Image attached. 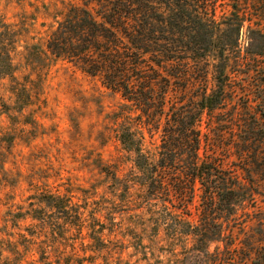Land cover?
Masks as SVG:
<instances>
[{"label": "trees", "instance_id": "obj_1", "mask_svg": "<svg viewBox=\"0 0 264 264\" xmlns=\"http://www.w3.org/2000/svg\"><path fill=\"white\" fill-rule=\"evenodd\" d=\"M216 2L74 0L54 18L43 44L31 34L33 18L22 13L11 23L0 13V82L7 83L12 98L11 106H1L12 127L10 132L18 130L13 125L18 118H22L21 124H35L29 116L30 121H25V110L40 97L44 71L53 62L66 61L97 78L120 99L107 119L118 143L120 164L124 159L131 165L130 174L122 178L114 175L112 181L101 185L102 190L117 188L103 191L102 206L132 196L141 205L140 213L148 218L154 237L161 229L166 236L181 240L180 248L189 247L195 254V264H219V249L209 253V244H223L229 218L238 208L257 197L264 200V84L252 86L256 69L243 73L247 78L244 87L252 96L249 93L244 104L238 105L236 89L230 84L229 44H224L229 31L235 33L237 43L241 28L249 22L247 10L258 9L264 14V0H228L229 10L222 18L216 16ZM259 31L264 41V30ZM258 58H264V51L254 53L251 59ZM248 59L244 56L240 66ZM261 76L264 80V72ZM222 115L230 122L218 119ZM203 116L208 118L205 136L199 129ZM155 136L159 144L151 150L147 144ZM227 138L226 145L222 142ZM204 139L221 146L226 156L230 152L235 158L233 168L223 167L214 154L202 156ZM96 169L101 175L109 173L100 160ZM196 191L199 210L192 225L183 216H187ZM72 193L67 203L62 195H38L39 206L31 210L29 218L40 232L60 225L79 235L85 232L93 240L91 222L105 210L91 213L95 196L85 194L79 200ZM143 246L139 254L151 264L142 240L132 248ZM227 246L224 243L225 250ZM246 246L245 260L232 258L228 264H264V246Z\"/></svg>", "mask_w": 264, "mask_h": 264}, {"label": "rangeland", "instance_id": "obj_2", "mask_svg": "<svg viewBox=\"0 0 264 264\" xmlns=\"http://www.w3.org/2000/svg\"><path fill=\"white\" fill-rule=\"evenodd\" d=\"M71 3L74 0H1L0 13L11 23L22 13L30 20L33 18L31 34L43 44L54 18ZM229 5L228 0H217L216 16H225ZM245 15L249 22L241 28L237 43H234L233 31L225 34L224 43L230 45L226 46L230 84L236 89L234 99L238 105L244 104L249 93L252 96L244 87L247 78L243 73L256 69L257 74L250 80L252 86L264 84L261 78L264 58L251 59L254 53L264 51V41L258 34H261L259 29L264 30V14L258 9H249ZM244 56L249 57L248 63L240 66ZM207 63V87L210 89L212 60ZM45 71L40 97L24 114L25 121H30L29 116L35 124H21L22 118H18L13 122L18 128L16 132H10L12 127L3 114L1 105L11 106L12 98L7 92V83L0 82V264H147L139 254L144 246L138 250L132 248L139 240L146 246V257L151 264H195V254L189 247L180 248L181 240L166 236L161 229L154 237L151 224H147L150 223L148 218L140 213L141 205L132 196L121 203L110 202L107 208L102 206L105 204L101 197L103 191L110 193L117 188L111 186L102 190L101 185L112 181L114 175L122 178L131 173L127 160L123 159L120 164L118 143L107 119L120 102L118 95L102 87L97 78L81 73L66 61H55ZM218 119L230 122L227 116ZM207 123V116H203L199 129L204 136ZM14 133V137L8 136ZM222 143L229 144V138ZM158 144L159 138L155 136L148 141L147 147L153 150ZM217 145L204 139L200 154H214L223 167H231L235 158L230 152L226 156L223 148ZM99 160L108 169L107 175L98 173ZM105 176L110 180L104 179ZM72 192L79 200L85 194L95 196L91 213L105 210L91 222V229L95 228L93 240L88 239L85 232L79 235L60 225L40 232L29 218L31 210L39 206L38 195H62L67 203ZM198 204L196 191L187 216H183L192 225L196 224ZM228 231H231L229 238ZM126 236L131 239L126 241ZM224 243H228L227 250ZM248 244L264 246V200L259 197L238 208L237 214L229 218L223 244L210 243L208 251L213 253L218 248L219 264H228L232 258L244 261Z\"/></svg>", "mask_w": 264, "mask_h": 264}]
</instances>
